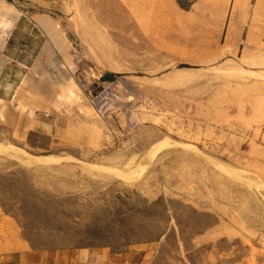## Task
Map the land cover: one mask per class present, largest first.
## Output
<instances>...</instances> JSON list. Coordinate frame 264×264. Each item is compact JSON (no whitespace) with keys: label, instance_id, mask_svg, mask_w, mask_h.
<instances>
[{"label":"rangeland","instance_id":"rangeland-1","mask_svg":"<svg viewBox=\"0 0 264 264\" xmlns=\"http://www.w3.org/2000/svg\"><path fill=\"white\" fill-rule=\"evenodd\" d=\"M0 142V264H264V0H0Z\"/></svg>","mask_w":264,"mask_h":264},{"label":"trees","instance_id":"trees-1","mask_svg":"<svg viewBox=\"0 0 264 264\" xmlns=\"http://www.w3.org/2000/svg\"><path fill=\"white\" fill-rule=\"evenodd\" d=\"M183 68L187 67L186 65L182 66ZM115 75H106L104 78H109V79H113ZM32 188L29 185V183L25 182L24 187H22V191L21 194L24 198V200L22 201L21 204V216L22 217H26V213H27V209H28V202L27 199L28 197H33V195L31 194ZM33 193V192H32ZM43 205L45 206V208L42 207H37L36 209H40V214H45L48 211V208H50V199H46L45 201H42ZM10 212L7 211V214H9ZM128 242V243H127ZM134 242V241H133ZM138 243L137 241L134 242V244ZM133 243H131V239H128L126 241V243L124 244L125 246L127 245H131ZM108 246L103 239H98L96 237H90L87 239V241H75V239L71 240L69 243L62 245L61 247H58L56 249H76V248H100V247H105Z\"/></svg>","mask_w":264,"mask_h":264},{"label":"bare ground","instance_id":"bare-ground-1","mask_svg":"<svg viewBox=\"0 0 264 264\" xmlns=\"http://www.w3.org/2000/svg\"><path fill=\"white\" fill-rule=\"evenodd\" d=\"M54 39V38H53ZM57 39V38H56ZM55 40V39H54ZM57 41V40H56ZM59 44V43H58ZM160 144H156L154 145V147L152 148V151L151 153L154 154L160 147ZM11 150H16V153H18V151L20 150H17L14 146L10 145V144H4V143H1L0 142V153H8L9 151ZM22 153V151H20ZM13 153V152H12ZM25 153V152H24ZM22 153V154H24ZM20 155V154H19ZM25 157H28L25 155ZM30 157V156H29ZM31 158V157H30ZM32 159V158H31ZM36 162L40 163V164H56V163H60L62 161H65V160H71L72 158L71 157H56V156H48V157H34L33 158ZM34 161V163H35ZM93 167H96V168H100L98 166H95V165H92ZM119 173V172H118ZM117 173V174H118ZM119 175V174H118ZM133 175V174H132ZM120 176V175H119ZM130 177V176H129ZM121 178V177H120ZM128 180V179H127ZM130 180V179H129Z\"/></svg>","mask_w":264,"mask_h":264},{"label":"crops","instance_id":"crops-1","mask_svg":"<svg viewBox=\"0 0 264 264\" xmlns=\"http://www.w3.org/2000/svg\"><path fill=\"white\" fill-rule=\"evenodd\" d=\"M6 27L8 28V27H9V25H6Z\"/></svg>","mask_w":264,"mask_h":264},{"label":"water","instance_id":"water-1","mask_svg":"<svg viewBox=\"0 0 264 264\" xmlns=\"http://www.w3.org/2000/svg\"><path fill=\"white\" fill-rule=\"evenodd\" d=\"M43 157H48V156H43Z\"/></svg>","mask_w":264,"mask_h":264}]
</instances>
